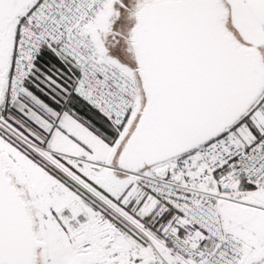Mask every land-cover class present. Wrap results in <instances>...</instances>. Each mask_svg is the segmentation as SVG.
<instances>
[{
  "label": "snow or ice",
  "instance_id": "1",
  "mask_svg": "<svg viewBox=\"0 0 264 264\" xmlns=\"http://www.w3.org/2000/svg\"><path fill=\"white\" fill-rule=\"evenodd\" d=\"M0 264H264V0H0Z\"/></svg>",
  "mask_w": 264,
  "mask_h": 264
}]
</instances>
